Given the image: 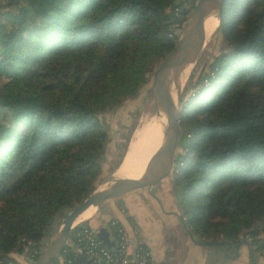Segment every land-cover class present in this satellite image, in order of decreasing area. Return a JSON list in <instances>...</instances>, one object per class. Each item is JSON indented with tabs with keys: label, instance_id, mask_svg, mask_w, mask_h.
<instances>
[{
	"label": "trees",
	"instance_id": "1",
	"mask_svg": "<svg viewBox=\"0 0 264 264\" xmlns=\"http://www.w3.org/2000/svg\"><path fill=\"white\" fill-rule=\"evenodd\" d=\"M196 1L0 0V264L36 259L119 167L135 124L110 154L109 117L152 87ZM215 32L181 98L172 192L193 238L252 251L264 248V0H223Z\"/></svg>",
	"mask_w": 264,
	"mask_h": 264
},
{
	"label": "rangeland",
	"instance_id": "2",
	"mask_svg": "<svg viewBox=\"0 0 264 264\" xmlns=\"http://www.w3.org/2000/svg\"><path fill=\"white\" fill-rule=\"evenodd\" d=\"M6 8L9 9V7H3L0 8V10L4 11ZM191 12L192 9H190L189 16ZM2 22L6 23V27H9L10 21L6 20L5 16L0 15V23ZM218 23L219 21H217L214 30L206 35L205 43L196 60L187 65L189 71L187 70L186 75L178 80V84L172 82L175 92L180 93L179 108L181 106V98L185 97L187 99L189 97L188 93L186 94V85L190 73L193 70L198 69L200 66L197 59H202L203 57L206 58L218 51L220 40L218 34L215 32ZM0 28L2 27L0 26ZM149 84H151V88L149 86V89L146 91L144 90L141 94L138 93L134 98L128 99L125 105L120 108L121 110L117 116L109 117L112 122L113 135V140L110 145V154L115 152L118 153V150L115 149V144L122 132L123 127H121V125L123 122L129 120L128 126L123 131L124 136L129 132L130 126L135 124L129 139V141H131L141 119L145 116H155L159 113L153 98V75L151 76ZM127 146H129V144ZM127 148L125 151H127ZM177 149L178 145L176 147V150ZM122 161L123 160H121L120 165ZM118 168L114 170L113 176ZM104 169L103 176H106L107 173H109V176L112 173L109 172L111 169L110 162L106 164ZM173 182L174 180L172 179V174L170 172L155 183L150 189L148 186H143L127 191L118 196L104 199L100 202V207L97 213L89 221L93 225L92 228H98L99 224L96 222L104 217H109L113 213H118L122 217L128 215V217L133 219L137 228L144 229V240L149 246L151 254L153 253L152 257L158 259L155 258L156 255L154 253H157L158 250L163 251L162 257L158 260L165 264L166 262L169 264H200L202 263V260L203 264H228L229 261H234L233 259H237V262L241 264H264V248L255 247V249L251 251L247 242H240L238 246L233 245L226 247L224 243L221 242L201 243L195 238H192L184 225V219L181 218L182 212L178 199L172 192ZM137 190L141 192L140 196L144 198L143 202L139 197L134 198L135 195L133 194H135ZM109 204L112 205L107 209ZM93 209H95V207ZM61 220L56 223V228L51 235L45 239V243L41 244V247L39 248L41 253L46 244L55 237L61 224ZM82 220L83 219L79 220L75 224L80 223ZM260 229L261 225H259L258 237L264 238V232ZM22 253L23 254L17 253L14 255L13 264H33L35 259L32 258L30 252ZM231 254L235 257L228 258ZM235 263L236 262L233 264Z\"/></svg>",
	"mask_w": 264,
	"mask_h": 264
},
{
	"label": "water",
	"instance_id": "3",
	"mask_svg": "<svg viewBox=\"0 0 264 264\" xmlns=\"http://www.w3.org/2000/svg\"><path fill=\"white\" fill-rule=\"evenodd\" d=\"M223 0H197L192 12L182 26L174 47L164 56L153 72V98L158 112H163L166 117L163 140L148 160L145 170L139 177L116 178L108 187L102 183L113 177V172L101 180L93 191L79 204L73 207L61 220V224L54 238L44 247L43 252L34 260L33 264H49L61 252L69 240V231L76 224L78 214L90 204L98 205L109 197H115L127 191L143 186L151 187L164 176L168 175L173 167L174 154L179 138V105L180 93L176 92L175 99L171 94L172 82L178 84L180 71L192 61H195L206 40L205 19L211 12L219 19ZM185 225V224H184ZM188 233L193 238L192 233ZM96 237L108 247L115 245V240L109 237L105 227L96 230ZM45 239L41 244L45 243ZM201 243L209 241H199ZM230 247L229 241H221ZM239 243L236 244L238 246ZM226 253V249H225ZM76 259L89 264V259L78 253Z\"/></svg>",
	"mask_w": 264,
	"mask_h": 264
},
{
	"label": "built area",
	"instance_id": "4",
	"mask_svg": "<svg viewBox=\"0 0 264 264\" xmlns=\"http://www.w3.org/2000/svg\"><path fill=\"white\" fill-rule=\"evenodd\" d=\"M109 223L114 228L115 245L113 247H108L98 239L95 230L83 226L75 231V241L72 242V246H63L60 254L49 264H83L82 261L74 258L73 247L89 259V264H165L153 259L148 247L142 242H138L131 248L129 238L116 219H111ZM36 252L37 250H33L30 253L31 256Z\"/></svg>",
	"mask_w": 264,
	"mask_h": 264
},
{
	"label": "bare ground",
	"instance_id": "5",
	"mask_svg": "<svg viewBox=\"0 0 264 264\" xmlns=\"http://www.w3.org/2000/svg\"><path fill=\"white\" fill-rule=\"evenodd\" d=\"M217 21L219 20L213 12L207 15L205 19L206 35L214 30ZM187 70L188 66H185L180 71V79L186 75ZM171 94L175 99L176 92L172 85ZM165 122L166 117L163 112H159L155 116H145L141 119L133 134L120 167L116 170L112 179L102 183V187H108V185L114 182V179L116 178L139 177L142 175L148 160L163 140ZM95 206L96 204L88 205L78 214L74 222H78L79 220L90 216L93 213V208Z\"/></svg>",
	"mask_w": 264,
	"mask_h": 264
},
{
	"label": "crops",
	"instance_id": "6",
	"mask_svg": "<svg viewBox=\"0 0 264 264\" xmlns=\"http://www.w3.org/2000/svg\"><path fill=\"white\" fill-rule=\"evenodd\" d=\"M151 187H148V188L150 189ZM133 195H135L134 198H138L139 197L142 202L144 201V198H142V196H140L141 195V192L139 190H137L136 193L133 194ZM111 205L112 204H109L107 209H109V207ZM99 207H100V203L97 206H95V209H94L93 213L90 216H88L86 218H83V220L80 223H83L84 226H88V227H90L91 229H93L95 231L98 228H100V227H105L107 229V231L109 232V237L111 239H114V231H113L112 226L110 225L109 221L111 219H116L121 224V226H122V228H123L126 236L129 238L130 243H131V248H133L134 245L137 244L138 242H142V243H144L148 247V249L150 251L149 246L145 243V240H144V236H145L144 229L137 228L135 226V223H134L133 219H131L130 217H128V215L125 216V217H122L118 213H113L109 217H104V218L102 217L103 219H100L99 221H97L96 223L99 224V227L98 228H95V227L92 228L93 225L89 221L97 213V211L99 210ZM159 249H161V248H159ZM73 250H74V252H75L76 255L78 253H81L78 250H76L75 247H73ZM248 250H249V248H248ZM81 254H83V253H81ZM150 254H151V251H150ZM154 254L156 255L155 258L160 259L162 257V255H163V251L158 250V252L157 253H154ZM152 255H153V253L151 254V257H152ZM231 257H235V256L233 254H231L230 256H228V258H231ZM158 259H155V260H158ZM233 260L234 261H229L228 264H233L234 262H236L235 264H241V263L237 262V259H233ZM166 264H169V263L166 262ZM200 264H203V260H202V263H200Z\"/></svg>",
	"mask_w": 264,
	"mask_h": 264
}]
</instances>
